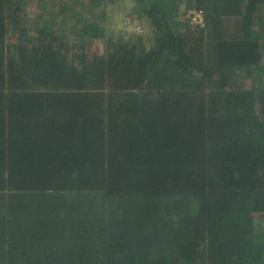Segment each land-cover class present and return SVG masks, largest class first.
Here are the masks:
<instances>
[{"label":"trees","instance_id":"trees-1","mask_svg":"<svg viewBox=\"0 0 264 264\" xmlns=\"http://www.w3.org/2000/svg\"><path fill=\"white\" fill-rule=\"evenodd\" d=\"M102 1L0 0V264H264V0Z\"/></svg>","mask_w":264,"mask_h":264},{"label":"rangeland","instance_id":"rangeland-1","mask_svg":"<svg viewBox=\"0 0 264 264\" xmlns=\"http://www.w3.org/2000/svg\"><path fill=\"white\" fill-rule=\"evenodd\" d=\"M103 1H105V4H99V11H97L98 13H104V17L102 18L101 24L105 26L107 31H113L115 33L118 32L124 34L129 33L128 31L122 28V22L127 18H130L136 23H140V26L142 28L144 27L145 31H148L146 26V20H144L143 18H139V16L136 15L134 10L132 9L133 0ZM63 4L66 5L64 13L60 12V7ZM83 7V4L75 5L74 0H10L9 9L11 10L12 14L18 13L21 16L25 27H27L28 29L25 38L32 39L33 35H30L28 33L33 32L36 27H42L49 31L52 30L53 32H56L60 35H67V29L65 30L64 27L57 26L58 20H60L64 16V14L68 15L72 13L73 10L83 11ZM186 13L187 10H183L181 14L176 17V21L185 22L184 20H187ZM262 13H264V10L262 11ZM229 22V26H232V22ZM190 26L194 27V25L192 24ZM148 32H146V34ZM10 43H12V45L14 46L13 40ZM226 70L227 68L224 69V73L226 72ZM191 206H195V203L192 200ZM255 231L257 233H262L264 231V222L261 219L255 220Z\"/></svg>","mask_w":264,"mask_h":264},{"label":"built area","instance_id":"built-area-1","mask_svg":"<svg viewBox=\"0 0 264 264\" xmlns=\"http://www.w3.org/2000/svg\"><path fill=\"white\" fill-rule=\"evenodd\" d=\"M189 25H202L203 24V13L201 10H188L186 13Z\"/></svg>","mask_w":264,"mask_h":264},{"label":"clouds","instance_id":"clouds-1","mask_svg":"<svg viewBox=\"0 0 264 264\" xmlns=\"http://www.w3.org/2000/svg\"><path fill=\"white\" fill-rule=\"evenodd\" d=\"M132 26H134L136 31H142V29H143L138 23L131 20L130 18H127L122 22V28L125 30H127V28H132Z\"/></svg>","mask_w":264,"mask_h":264}]
</instances>
